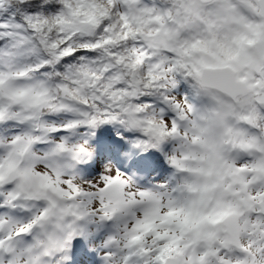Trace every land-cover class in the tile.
Returning a JSON list of instances; mask_svg holds the SVG:
<instances>
[{
    "label": "snow or ice",
    "instance_id": "6c2138e0",
    "mask_svg": "<svg viewBox=\"0 0 264 264\" xmlns=\"http://www.w3.org/2000/svg\"><path fill=\"white\" fill-rule=\"evenodd\" d=\"M0 264H264V0H0Z\"/></svg>",
    "mask_w": 264,
    "mask_h": 264
}]
</instances>
